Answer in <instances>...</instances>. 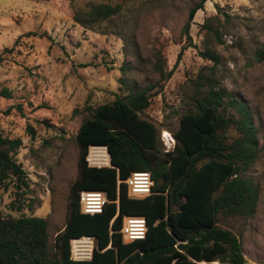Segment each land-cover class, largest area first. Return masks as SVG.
<instances>
[{
	"label": "trees",
	"instance_id": "obj_1",
	"mask_svg": "<svg viewBox=\"0 0 264 264\" xmlns=\"http://www.w3.org/2000/svg\"><path fill=\"white\" fill-rule=\"evenodd\" d=\"M207 0H192L187 6L185 28ZM120 4L88 0L76 8L73 19L88 28L112 21ZM202 50L199 55L211 62L203 65L183 93L186 110L172 131L173 146L165 150L160 129L144 115L151 92L170 78L174 66L165 69L158 48L152 50L155 82L138 87L135 81L121 78L126 92L98 105L82 108L75 139L78 145L77 173L67 194L64 226L53 237L44 217L20 212L14 216L0 209V264H245L241 242L230 230L220 227L221 217H250L256 211L260 186L247 175L259 153L258 127L249 107L220 84L216 74L221 58L216 46L225 43V23L218 13L199 25ZM188 44L191 37L188 36ZM241 49L242 41L237 42ZM186 46L177 54V61ZM243 50V49H241ZM262 49L254 51L255 60ZM177 61L174 65H176ZM123 66L122 70L130 69ZM0 95L10 97L6 88ZM12 106L4 110L9 113ZM234 130V136L229 131ZM21 140L0 128V188L12 186V210L24 205L28 187L26 172L13 154ZM90 145H104L110 166H88L85 160ZM133 171H149L151 193L128 196L125 180ZM95 190L108 201L99 213L80 209L79 193ZM126 215L146 218L145 236L124 242L120 229ZM90 236L95 246L90 259L70 258V241Z\"/></svg>",
	"mask_w": 264,
	"mask_h": 264
},
{
	"label": "rangeland",
	"instance_id": "obj_2",
	"mask_svg": "<svg viewBox=\"0 0 264 264\" xmlns=\"http://www.w3.org/2000/svg\"><path fill=\"white\" fill-rule=\"evenodd\" d=\"M94 1L121 8L112 21L88 28L73 19L74 10L85 8L88 0H0V90L10 91V97L0 95V128L20 138L13 156L28 178L22 209L10 208L11 185L0 188V209L14 216L23 212L46 218L51 237L64 226L68 189L77 173L75 135L85 115L82 108L126 92L121 78L138 87L155 82V48L163 67L174 66V71L151 91L157 93L144 115L160 129L163 148L170 149L172 131L187 108L183 93L190 88L188 81L203 65H211L199 55V25L218 13L226 31L225 43L216 46L221 58L216 74L220 84L249 107L258 127V158L247 175L260 186L252 216L221 217L219 226L237 236L245 264H264V0H207L188 30L187 6L192 0ZM256 49L263 51L258 62ZM126 64L131 68L123 71ZM234 134L229 131V136Z\"/></svg>",
	"mask_w": 264,
	"mask_h": 264
},
{
	"label": "built area",
	"instance_id": "obj_3",
	"mask_svg": "<svg viewBox=\"0 0 264 264\" xmlns=\"http://www.w3.org/2000/svg\"><path fill=\"white\" fill-rule=\"evenodd\" d=\"M88 166H110L109 154L104 145H90L85 155ZM128 188V196L141 198L151 193L153 180L149 171H133L125 180ZM146 189V190H145ZM108 201L102 191L83 190L79 193L80 209L84 213H99ZM147 230L146 218L143 215H126L122 220L120 233L124 242H130L145 236ZM95 240L90 236L73 238L70 241V258L73 260L90 259ZM211 264H224L217 260Z\"/></svg>",
	"mask_w": 264,
	"mask_h": 264
},
{
	"label": "bare ground",
	"instance_id": "obj_4",
	"mask_svg": "<svg viewBox=\"0 0 264 264\" xmlns=\"http://www.w3.org/2000/svg\"><path fill=\"white\" fill-rule=\"evenodd\" d=\"M167 133H165V135H166ZM171 137V136H170ZM172 139V138H171ZM170 140V139H169Z\"/></svg>",
	"mask_w": 264,
	"mask_h": 264
},
{
	"label": "snow or ice",
	"instance_id": "obj_5",
	"mask_svg": "<svg viewBox=\"0 0 264 264\" xmlns=\"http://www.w3.org/2000/svg\"><path fill=\"white\" fill-rule=\"evenodd\" d=\"M167 135V134H166ZM146 190V189H145Z\"/></svg>",
	"mask_w": 264,
	"mask_h": 264
}]
</instances>
